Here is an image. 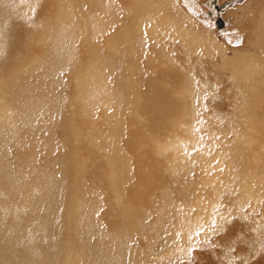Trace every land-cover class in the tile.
<instances>
[{"label":"bare ground","instance_id":"1","mask_svg":"<svg viewBox=\"0 0 264 264\" xmlns=\"http://www.w3.org/2000/svg\"><path fill=\"white\" fill-rule=\"evenodd\" d=\"M55 1L59 3L54 21L33 31V36L39 39L34 43L38 53L33 51L25 59L18 57L21 52L17 47L16 19L13 21L22 11L13 7H0V183L8 169L13 172L12 178L8 175L9 179L18 175L7 164L3 154L6 138L16 143L12 130L22 126L30 135L27 141L35 148L42 149L45 143L42 130L50 122L59 126L58 143L62 144L68 136L69 147L72 148L68 155L70 161H66L64 154L63 159L71 165L69 173L74 170L78 176L93 166H100L101 172L96 176H103L94 178L93 182L87 178L72 179L69 185L65 184L67 179L63 178L57 184L46 180L42 189L39 186H34L36 189L25 187L24 183L10 179L11 187L20 185L21 189L17 194L14 191L9 194L0 191V209L11 207L12 217H3V221L12 232H16L23 245L17 247L8 244L12 241L0 242V264H35L24 234L28 231L29 222H34L32 227L37 229V221L48 218L49 205L45 197L51 193L54 194L53 200L60 203L63 200L62 192H67L59 212V227L68 245H60L56 264H93L85 251L83 236H90L96 228L119 227L118 233L129 235L133 227H130L131 220L124 210L125 206H130L134 201L138 202L137 211L140 210L139 222L159 224L161 218H152L145 200L153 198L161 174L164 175V184L159 186L161 189L175 188L190 182L189 192L194 204L185 216V226L189 229L193 223L202 220L201 209L209 202V194H213L210 196L213 206L217 205L215 197L224 182L217 177V170L225 164V155L218 152L220 145L215 149L214 144H211L206 153L215 155L205 160L204 150L199 147L200 130L197 131L198 125L200 129L204 127L192 119L217 114L212 109L213 112L207 111L203 99L211 93L207 100L220 102L216 95L223 79L212 78L210 81L208 74L199 66L204 60H211L215 64L213 69L217 77L227 75L229 89L220 91L218 97L230 98L232 101L236 99L241 104L235 107L236 114L232 121L235 126L245 124L250 119L243 108L245 103L250 104L251 99H255L248 83L261 71V82H257L258 77L254 80L260 89L264 86V0H247V5L256 2L261 7L255 23L250 24L254 26L256 38H260L262 44L253 52L234 50L231 55H228L231 51L224 41L239 35L241 30H224L221 40L219 34L204 23H195L199 28L197 33L193 25L176 22L178 13L189 17L186 11H181L178 0ZM186 1L188 7H193V0ZM102 3L104 13L96 17L87 14L88 8ZM61 5L66 8L61 9ZM103 15L119 17L122 25L136 29L126 36L127 41L117 51L106 49L109 45H115L117 35L107 40L105 36L102 37L99 24ZM119 33L117 29V34L122 36ZM11 40L14 45L10 43ZM170 44H175L178 52L181 49L182 61L189 66L190 59L194 57L195 62L192 63L198 65L202 73L193 68L183 72L180 63L169 58L172 49ZM8 49L13 53L10 54ZM210 53H214L213 57ZM20 64L22 66L19 67ZM200 75L204 78H200ZM27 78L33 79L36 85L29 82L28 86L21 82ZM60 85L62 95L57 93V86ZM256 87L255 84L253 88L258 91ZM35 89L54 91L55 96L38 93ZM14 94L26 97L31 105L13 103L10 96ZM260 97L264 98V90ZM98 99H101V103H98ZM59 108L65 113L66 119L61 117ZM252 110L264 111V106L257 105ZM245 114L249 117H245ZM165 118H185L177 123L186 132L182 135L167 133L164 129ZM211 142H214V137ZM132 143L135 145L127 148ZM190 151L196 160L190 156ZM144 170L156 174L145 180L134 178ZM42 173L43 169L36 172V175ZM212 173L216 176L212 177ZM48 174L52 179L51 168ZM197 177L201 178L199 183ZM194 184L196 189L191 191ZM63 185L64 188L60 190L59 187ZM225 186L230 188L229 183ZM75 189L79 190V195L73 199L70 192ZM91 191L98 195L102 208L96 219L85 207ZM256 196L251 198L249 194L238 195L236 210L240 209L243 215L241 206L249 204V200L250 208L258 209L254 206L257 203L254 201ZM33 208L39 215L31 218ZM200 229L197 227L195 230ZM42 235L48 236L46 233ZM49 236L58 239L56 233ZM172 244L168 242V246ZM101 256L114 259L115 253L104 250L97 255V259L100 260ZM146 258L145 264H153L149 257L147 261ZM116 259L125 264L130 263L126 254ZM103 262L108 263L107 260Z\"/></svg>","mask_w":264,"mask_h":264},{"label":"rangeland","instance_id":"2","mask_svg":"<svg viewBox=\"0 0 264 264\" xmlns=\"http://www.w3.org/2000/svg\"><path fill=\"white\" fill-rule=\"evenodd\" d=\"M26 1L0 0V7H4L5 9L13 7L15 10L22 11L21 15L19 14L13 19V21L16 19L14 24L18 32H16L18 35L17 47L21 52L18 55L20 59H25L26 55L33 51L38 53V49L34 46V43L39 39L37 40L33 36V31L43 27L49 21H54L59 3L55 0ZM193 2V7H188L186 0H178L181 11H186L189 17L187 15H179L178 13L176 15V22L193 25L197 33H199V28L195 23H204L214 33H218L221 40L222 31L233 29V32L235 30L238 32V29L241 30L239 35H236L231 40L224 41L231 51L228 55H231L234 50L238 52H253L256 47L262 44L261 39L256 38L254 26L250 24L255 23L256 15L261 9L258 3L253 2L247 5V0H193ZM60 8L64 9L66 7L61 5ZM102 13H104L103 3L96 4L94 8L87 9V14H90L92 17H96ZM102 17L99 24L102 37L105 36V40H107L110 36L117 35L115 45L105 47L107 50L117 51L120 45L127 41L126 36L134 33L133 31H136V29L133 26L122 25L119 17L112 15H103ZM218 20L221 21L220 24H218ZM117 29L122 36L117 34ZM208 34L211 35V32L208 31ZM10 43L14 45L12 40ZM10 43L8 46L11 45ZM170 45L172 49L169 58L175 62H179L183 72H186L185 69L187 68H190L189 71L193 68L197 69L196 71L199 73H202L204 70L208 74L207 78L210 77L208 78L210 81L212 78L213 80L219 77V79H223L222 85H218L220 90L216 95L220 102H209L207 98L212 95L211 93L207 94L205 99H203L207 106V111H216L217 114L192 118L204 127V129H200L197 124V131L200 130L198 133L201 135V145L199 147L202 151L204 150V159L207 160L209 156L212 155L211 157H213L215 155L210 152L209 154L206 153L209 151L208 149H210L209 146L211 144H214L215 149L220 145L218 152L225 155V160L223 158V163L225 164L217 170L219 173L217 177L224 181L223 183L221 181L222 186H220L215 197L214 202L217 205L213 206V199L212 201L210 199V196L213 194H209L207 200L210 203L207 202L201 209L200 215L202 220L193 223L187 229L185 226V216L194 204L193 197L189 192L190 182L187 181L175 188L166 187L161 189L159 186L164 184V175L161 174L158 177V188L152 195L153 198L145 200L146 208L152 218H161V222L159 224L155 222L148 224L139 222L140 210L137 211L138 202L134 201L130 206H125L126 210H124V213L128 214L131 220L129 225L133 227V231L129 235H123L118 233L117 229L119 227L103 226L96 228L90 233V236H83L84 244L86 245L85 251L90 255L93 264H106L103 262L104 260L108 261L107 264H125L116 259L117 256L125 254L130 259V263L128 264H145V256L147 257L146 261L149 257L153 264H264V111L253 112L252 110L257 105L264 106V98L260 97L264 86H261L260 89V85L257 84L258 81L261 82L262 80V71L256 76V78L258 77L257 82L254 80L256 79L254 77L248 83L250 93L254 95L253 98L255 99H251L250 104L245 103L243 108L245 113L249 114L250 119L245 124L235 126L232 122L233 115L236 114L234 113L236 112L235 107L241 104L236 99L232 101L230 98L219 99L218 97L223 89L226 91L229 89L230 83L227 75H218L217 77L213 69L215 64L207 59L199 66L203 70H199L198 65H193L192 62H195L194 57L190 59L189 66L182 61L181 49L178 52L175 44ZM13 47H10V49ZM222 48L224 49V47ZM10 49H8L9 52H11ZM213 55L214 53H210L211 57ZM20 66L22 65L20 64ZM216 70L218 69L216 68ZM202 77L204 78V76L200 75V78ZM21 82L28 86H30L29 82L36 85V82L31 78H27ZM22 83H18V85H22ZM255 84L256 88L259 89L258 91L254 90ZM225 86H228V88ZM251 88L253 89L251 90ZM35 91L52 97L55 96L54 91L42 89H35ZM57 93L58 95H62L61 85L57 86ZM10 99L13 103H20L26 106L31 105V102L26 97L14 94L10 96ZM252 101L254 102L252 103ZM98 103H101V99H98ZM58 112L63 119H66V115L61 108L58 109ZM253 113L258 117L254 116ZM247 114H245V117H249ZM183 119L185 118H165V131L167 133L182 135L186 132V129L180 128L178 123H181ZM255 125L260 130H257L258 128ZM246 131L248 134H246ZM42 132L45 136V143L42 149L35 148L27 141L30 135L22 126H17L12 130L13 136L16 138L15 144L9 138L5 139L6 149L3 151V154L7 158V164L11 165L18 175L16 178L11 179L13 172L8 169L6 171L7 175H5L0 183L1 192L8 194L12 191L15 192L14 194L19 192L21 186L11 187L9 184L10 179L24 183L25 187L34 188V186H39L42 189L43 183L50 182L51 180L53 184H57L62 178L67 179L65 184L69 185L72 179L87 178L90 179V182H93L94 178L103 176H96L101 172L100 166H93L89 171H85L78 176H76L74 170L69 173L71 165L68 163L70 161L68 155L70 154L69 150H72V148L69 147L68 136L62 144L58 143L60 141L59 126L51 122L43 128ZM247 135L249 136L246 137ZM213 137L214 142H211ZM240 137L247 138V140L245 141V139ZM223 141L225 143H222ZM134 145L135 143H132L127 148ZM192 153L190 151L191 157H193ZM63 154L68 162L64 161ZM193 160H196V157H193ZM64 165H66V169ZM49 168L53 170L52 179H50L48 174ZM41 169H43V173L37 176L36 172ZM215 173H212V177L216 176ZM147 174L149 175L148 177ZM153 174H156V172L151 173L148 170H144L134 178L145 180ZM8 175L11 176L10 179ZM200 181L201 178L197 177V183ZM226 183H229L231 190L230 188L227 189ZM63 188L64 185L59 187L60 190ZM195 189L196 184L192 186L191 191H195ZM62 194L63 202L67 192L63 191ZM70 194L73 199H76L79 195V190L75 189ZM240 194L243 196L244 194H249L251 198L257 195L254 199L257 203H253L258 209L250 208V197H248L247 200L249 201L247 202L249 204L241 206L242 215L239 211L240 209L236 210L235 206ZM124 195L125 193H123ZM53 197V193L45 197L49 205L48 218L44 221H37V229L32 227L34 222H29V225H27L28 231L24 234L25 239L28 241L26 246L31 252L35 264H56L60 245H68V240L59 227V212L62 202L56 203ZM87 197L88 202L85 207L96 219L102 209L99 204L98 195L93 194V191H91ZM136 211L137 213L135 214ZM32 213L31 218L39 215L34 208L32 209ZM3 217H12L11 207L0 209V242L12 241L8 242V244L17 247L22 246L23 241H21L16 232H12L9 229L3 221ZM95 222L97 221L95 220ZM197 227L201 228L200 231L195 230ZM43 233L48 234V236H43ZM52 233H56L58 239L51 238L49 235ZM168 242H173V244L168 246ZM104 250L114 252V259L101 256V261L98 260L97 255L102 254Z\"/></svg>","mask_w":264,"mask_h":264},{"label":"water","instance_id":"3","mask_svg":"<svg viewBox=\"0 0 264 264\" xmlns=\"http://www.w3.org/2000/svg\"><path fill=\"white\" fill-rule=\"evenodd\" d=\"M217 22H218V23H220L221 21H220V20H218Z\"/></svg>","mask_w":264,"mask_h":264}]
</instances>
